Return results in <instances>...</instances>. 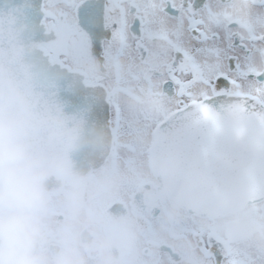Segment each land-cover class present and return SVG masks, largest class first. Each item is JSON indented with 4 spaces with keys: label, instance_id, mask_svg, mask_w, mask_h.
Wrapping results in <instances>:
<instances>
[{
    "label": "flooded vegetation",
    "instance_id": "obj_1",
    "mask_svg": "<svg viewBox=\"0 0 264 264\" xmlns=\"http://www.w3.org/2000/svg\"><path fill=\"white\" fill-rule=\"evenodd\" d=\"M151 2L40 0L48 32L43 45L52 59L80 71L106 95L110 144L100 163L82 176L98 188L93 211L113 241L112 252L118 255L121 244L126 247L120 264H264V253L238 244L225 221L226 215L264 214V182L258 186L261 178L257 180L264 148L255 144L264 140V109L247 106L243 98L206 104L203 92L182 96L165 91L153 70L165 69L167 25L148 32L147 51L137 49L130 32L126 42L102 44L99 54L93 49L90 27L105 22L102 9L117 16L131 7L135 14L136 4L147 8ZM93 5L100 6V16L83 22L80 9ZM127 18L131 23L132 15ZM129 102L137 106L141 119L153 118L152 123L142 126L140 118L133 117L135 109L123 110ZM151 105L170 106L150 116ZM252 115L254 131L243 124L213 126L217 117ZM177 118L181 123L174 124ZM187 157L202 158L186 164ZM168 158H175L176 164L160 167ZM172 170L174 180L166 174ZM50 189L55 238L65 218L63 191L53 180ZM202 189L208 199H198ZM225 205L232 206L229 213L216 211ZM84 238L90 239L86 232ZM87 264H96L95 258L88 257Z\"/></svg>",
    "mask_w": 264,
    "mask_h": 264
},
{
    "label": "clouds",
    "instance_id": "obj_2",
    "mask_svg": "<svg viewBox=\"0 0 264 264\" xmlns=\"http://www.w3.org/2000/svg\"><path fill=\"white\" fill-rule=\"evenodd\" d=\"M39 78L19 47L0 52V264H87L88 257L120 264L127 249L121 244L118 255L112 252L113 241L91 206L98 188L72 168L69 153L80 138L60 113L36 102ZM53 179L65 212L55 238ZM225 221L238 244L264 253V214L226 215Z\"/></svg>",
    "mask_w": 264,
    "mask_h": 264
},
{
    "label": "snow or ice",
    "instance_id": "obj_3",
    "mask_svg": "<svg viewBox=\"0 0 264 264\" xmlns=\"http://www.w3.org/2000/svg\"><path fill=\"white\" fill-rule=\"evenodd\" d=\"M135 8V14L129 7L117 16L102 9L105 22L90 27L97 54L102 44L126 42L129 32L137 49L147 51L148 32L164 24L167 62L163 72L153 71L165 91L203 92L206 104L243 98L247 106L264 109V0H152ZM100 12L98 5L81 8V19L88 22Z\"/></svg>",
    "mask_w": 264,
    "mask_h": 264
},
{
    "label": "water",
    "instance_id": "obj_4",
    "mask_svg": "<svg viewBox=\"0 0 264 264\" xmlns=\"http://www.w3.org/2000/svg\"><path fill=\"white\" fill-rule=\"evenodd\" d=\"M47 38L40 0H0V52L19 47L23 62L39 74L36 102L60 113L80 138L69 157L73 171L83 176L100 163L110 144L106 95L80 71L54 61L43 45Z\"/></svg>",
    "mask_w": 264,
    "mask_h": 264
},
{
    "label": "rangeland",
    "instance_id": "obj_5",
    "mask_svg": "<svg viewBox=\"0 0 264 264\" xmlns=\"http://www.w3.org/2000/svg\"><path fill=\"white\" fill-rule=\"evenodd\" d=\"M168 106H170V105H167L166 108ZM201 107L207 109L208 108V105H202ZM151 108L152 109H149L150 110V116H158V114H157L158 113L157 112V109L158 108L159 109H166L164 107V105H151ZM129 109H131V110H134L135 109L136 110V114L133 117L134 118H140L139 119V123H142V126H144L146 124V122H151L152 123L153 118L145 119V121L143 119H141V114L139 113L140 114V116H139V114L137 112V106L136 105H132L131 102H129L127 105H123V110H129ZM230 118H231V120L228 119L227 117H225V118L217 117V120H215V123L216 124L219 123V127H222V124L223 123H226L227 125H231L232 128H234L235 126H237V124H243L245 126L246 130H248V131H250V130L254 131V128H255L254 125L256 123L255 115L246 116V117L243 116L241 118H233V117H230ZM173 122H174V124L181 123L180 118L175 119ZM259 141L260 140L257 139L255 141V144L257 145L258 149L260 150V149H263L264 148L263 147L264 140H261L260 142ZM199 158H202V157H196V158L187 157V158H184V159L186 161V164H190L192 161H195L196 162ZM160 160L163 161V159H160ZM199 160H201V159H199ZM263 160H264V157H263ZM164 161H166V162L165 163L164 162L163 163H160L159 162L160 167L161 166H166V165L173 166V164H176L175 163V158H168L167 160H164ZM188 161H189V163H187ZM174 173L175 172L172 170V172L166 173V174L169 175L170 178H173V180H174V175H173ZM260 178H261V182H258V186H261V184L264 182V162H263V169L261 170V175H259V179H257V180L260 181ZM186 180H193V179L191 177L190 178L186 177ZM263 188H264V183H263ZM198 192L203 195V196L201 194L199 195V197H198L199 200H201V199H208L210 197V196H208V192L206 191V189L198 190Z\"/></svg>",
    "mask_w": 264,
    "mask_h": 264
}]
</instances>
